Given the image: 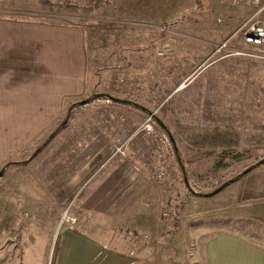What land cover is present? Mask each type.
<instances>
[{"label": "rangeland", "instance_id": "rangeland-1", "mask_svg": "<svg viewBox=\"0 0 264 264\" xmlns=\"http://www.w3.org/2000/svg\"><path fill=\"white\" fill-rule=\"evenodd\" d=\"M40 1L0 0V17L52 20L84 26L87 30L91 67H94V89L85 98L95 93H106L138 103L147 108L148 112H144L143 117L136 121L120 108L123 102L108 97L77 105L66 127L43 148L44 152L32 165L35 166L33 170L39 169L42 162L50 165L51 160H76L88 140L96 136V132L106 134L108 144L113 146L112 154L120 143L130 139L126 149L128 154L133 144L141 140L137 154L148 176L161 186L164 185L167 196L172 197L168 206L156 210L154 225L149 223L152 229L154 226L159 238L147 230L143 232L144 235L137 233L136 239L143 244L159 239L158 243L163 249L157 248V255L164 260L162 264H188L193 251V239L189 237L188 229H184L181 238L174 240L172 231L176 235L179 233V230H173L176 211L180 218L186 216L187 222L188 216L199 210L205 212L221 202L220 197L223 195L230 193L233 197L239 187L260 181V176H264L263 164L208 198L211 199L207 200L209 204L206 201L186 203L189 196L193 195L189 187L202 193L212 192L242 172L245 165L264 157V49L246 47L249 53L245 51L241 55L211 57L214 45L229 36L239 21L255 7L245 0L238 1V5L250 9L240 16L232 12L235 6L231 4L222 8L223 14L209 7L203 16L192 22L196 7L194 0H111L109 6L91 12L84 9L92 0H49L50 4L46 6ZM74 6L79 8L75 9ZM183 12L186 17L182 16ZM233 20L236 25L231 27L229 22ZM236 46L245 47L238 43ZM207 102L213 109L231 113V122L236 125L243 147L258 149L254 148V157L220 172L212 170L214 159H205L192 165L185 163L186 183L175 145L184 158L187 149L192 146L189 142L194 135L216 125L215 122L201 118ZM152 112L162 119L175 144L155 117L156 134L149 135L135 130L137 123L143 122ZM111 113L114 118L110 116ZM163 138L171 146L168 143L162 144ZM157 150L164 154V163L160 167L155 161ZM32 152L22 153L14 161L25 159ZM7 168H4L3 176ZM159 169L164 173L162 177L157 173ZM47 170L54 174L56 168ZM61 170L62 167H59V180L65 181L66 177ZM13 172L16 173V170H9L8 176L0 181V191L8 192L5 183ZM61 202L63 206L58 210V221L60 213L68 206L76 218L73 212L74 199ZM254 207L264 213V206ZM232 211L224 214H219L218 209L216 212L208 211L209 218L202 220L203 225L214 222L217 227L240 233L264 246V218L237 217ZM78 223L77 217L75 228H78ZM56 240L54 235L50 257L54 255ZM159 258H154V264H159Z\"/></svg>", "mask_w": 264, "mask_h": 264}, {"label": "crops", "instance_id": "crops-1", "mask_svg": "<svg viewBox=\"0 0 264 264\" xmlns=\"http://www.w3.org/2000/svg\"><path fill=\"white\" fill-rule=\"evenodd\" d=\"M207 2L218 14L224 13L222 8L227 4L235 6L232 12L237 16L250 10L235 0ZM232 25H236L235 20L229 22ZM91 61L87 30L80 24L0 17L1 169L22 153L33 154L68 108L92 92ZM120 108L136 121L148 112L147 108L126 103ZM95 135L76 160H51L50 165L42 162L33 170V163L48 144L31 160L32 154L17 160H28L25 164L14 161V166L8 165L0 181L9 170L16 173L5 183L8 192L0 191V264H154V258L160 257L158 249L163 248L159 239L143 244L136 238L137 233L147 230L159 238L149 223L154 225L156 210L168 206L172 196H167L164 185L148 176L137 154L141 140L128 154L114 155L106 134ZM59 167L65 181L59 180ZM47 168L56 171L53 174ZM260 177V181L239 187L233 197L230 193L223 195L221 202L210 209L188 216L187 222L186 216L180 218L177 211L182 228L178 236L175 232L172 236L177 240L188 229L194 244L188 264H264L263 245L214 222V226L202 222L209 218L208 211L216 209L219 214L236 209L232 213L237 217L264 218V213L254 207L264 206V176ZM212 196L191 195L186 203L209 204ZM72 198L78 228L58 231L61 201ZM54 235L57 243L50 257ZM163 261L160 257L159 264Z\"/></svg>", "mask_w": 264, "mask_h": 264}, {"label": "trees", "instance_id": "trees-1", "mask_svg": "<svg viewBox=\"0 0 264 264\" xmlns=\"http://www.w3.org/2000/svg\"><path fill=\"white\" fill-rule=\"evenodd\" d=\"M40 2H42L41 4H43L44 6L50 4L49 0H41ZM110 4H111V0H92V3L88 5L87 8H85L84 10L86 12H91V10L94 9L96 10L99 8L101 9L103 7L109 6ZM195 4L196 7L193 12V17L191 20L192 22L196 20V17L204 15L207 8L209 7L207 0H195ZM73 8L77 9L79 7L74 6ZM184 13L185 12L182 13V16L186 17L187 15H184ZM94 95H97L96 98L106 97L104 93H95L88 98H91L92 101L94 99ZM203 109L204 111L202 110L201 118L206 121L215 122L216 125L213 126L212 128L205 130L202 133L194 135L193 139L189 142L190 145L192 146L187 149L188 151L184 158L181 155V150L177 149L175 153L178 158V161H182L183 165L185 166V163H187V165L188 164L192 165L196 162H200L205 159H214L215 164L212 170L216 172H220L230 168L234 164L243 162L256 155L254 150L255 149L257 150L258 149L257 147H243L242 144H240L241 143L240 134L236 128V125L232 124L231 122L232 118H231V113H229V111L221 112L216 109H213L211 104L208 102L207 104L205 103ZM156 116L155 118H157V120L163 124L162 119ZM63 120L54 129V130L58 129V133L68 124V122L65 125L62 124ZM260 159H257V161ZM16 162L14 161L8 162L7 166ZM26 162H27L26 160L19 161L16 164H25ZM250 165L251 164L245 166L247 168ZM180 207L181 206L177 207V210ZM177 218H178V213L176 211L173 230H178L180 227Z\"/></svg>", "mask_w": 264, "mask_h": 264}, {"label": "built area", "instance_id": "built-area-1", "mask_svg": "<svg viewBox=\"0 0 264 264\" xmlns=\"http://www.w3.org/2000/svg\"><path fill=\"white\" fill-rule=\"evenodd\" d=\"M235 1L238 2L241 0ZM245 1L253 5L255 9L239 23L237 28L229 36L214 45L211 57L215 55H220V57L231 56L235 54L241 55L244 54L245 51L249 53V50L246 49V47L251 49H264V0ZM236 43L245 47H237ZM155 114V112L148 114L143 122L137 125L135 130H137V132H145L149 135L156 134V122L154 120V117L156 116ZM110 116L114 118L113 113H111ZM129 140L120 143L114 150L113 154L125 155ZM161 142L162 144L168 143V145L171 146L168 140L164 141V138L161 139ZM155 161L159 167L164 163V154L161 152L159 153V150L156 151ZM157 173L160 177L164 175L162 169L157 170ZM165 214L167 215V213ZM75 224L76 218L70 213L68 206L63 212L60 213L58 231H60L63 227L76 229Z\"/></svg>", "mask_w": 264, "mask_h": 264}, {"label": "water", "instance_id": "water-1", "mask_svg": "<svg viewBox=\"0 0 264 264\" xmlns=\"http://www.w3.org/2000/svg\"><path fill=\"white\" fill-rule=\"evenodd\" d=\"M106 97H108L109 99L111 100H114V101H117V102H123V103H126V104H133L137 107H141V108H145L143 107L142 105L138 104V103H135L131 100H128V99H122V98H118V97H115V96H112L110 94H106ZM97 97V95H94V99ZM91 101V98H86V99H83L79 102H76L74 103L73 105H71L69 108H68V111H67V114L65 116V119L63 120L62 124H66L68 121H69V118H70V115L72 113V110L74 109L75 106L77 105H86L87 103H89ZM146 109V108H145ZM157 119V118H156ZM158 121V120H157ZM159 122V121H158ZM162 125V127L164 128L165 131H167V133L170 134V132L168 131L167 127L160 123ZM58 134V129L54 130L51 135L48 137V139L42 144L40 145L36 150L35 152L31 155L30 159L28 160H31L32 158H34L48 143L49 141H51L56 135ZM170 139L171 141L175 144V141H174V138L172 137V135L170 134ZM178 149V147L175 145V151ZM28 160H26L28 162ZM264 164V157L260 160H258L257 162L251 164L250 166H248L247 168H245L242 172H240L238 175H236L235 177L229 179L227 182L223 183L221 186H219L218 188H216L215 190H213L212 192H208V193H202V192H198V191H195L192 187H189L190 190H192V193L193 195H197V196H212L214 194H217L218 192H220L221 190H223L225 187L229 186L231 183L241 179L243 176H245L246 174H248L249 172H251L253 169L261 166ZM179 165L181 166V168L183 169V174H184V179H185V182L188 183V178H187V172L184 168V165L182 163V161H179ZM6 166H4L2 168V170H0V177L3 176L4 174V168Z\"/></svg>", "mask_w": 264, "mask_h": 264}]
</instances>
